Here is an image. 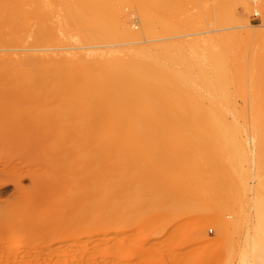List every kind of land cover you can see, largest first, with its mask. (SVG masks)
Masks as SVG:
<instances>
[{
    "label": "rangeland",
    "instance_id": "374dc122",
    "mask_svg": "<svg viewBox=\"0 0 264 264\" xmlns=\"http://www.w3.org/2000/svg\"><path fill=\"white\" fill-rule=\"evenodd\" d=\"M141 1L142 0H96L97 3L94 4L92 7H90V10L96 13L98 20L94 21L95 23L92 22V20H91V21H89L90 23L88 22V24H86L85 22H81L79 20L78 16H76V10H75L76 0H8L9 6L13 7L18 13L21 14L20 15V22L23 23L24 28L20 32H18V35H15V36L7 34V33L5 35L4 34L0 35V57H2L3 59L15 57L14 59H16L17 56L20 55L19 56L20 58L21 57L24 58V57L29 56V57H33L36 60L38 59L40 61H43V59H45V60L48 59L47 57H43V56H46V54L49 56H51V54H52L54 56L55 54H58V53L61 54V52L63 54L65 52V53L82 55L86 51H99V50L100 51H106V50H110V49L111 50L112 49L113 50H116V49L122 50V48L127 49L129 47L130 48H140V47L145 48L146 47V51L149 50L148 52H150V53H148L149 57H150V54H153V55H151V57L153 59L159 60L160 58H163L164 61L162 59H160L159 61H161L162 64L166 68H168L170 70L174 69V70L178 71V70H182L181 69L182 66L179 63H177L176 61H174V57H176V58H178V57L187 58L188 57L187 58L188 60H190V57H192V58L195 57L194 59L191 58L193 61L195 59H200L199 57H201V59H203L206 57V55L210 56V54H207L208 52L209 53L211 51L215 52L217 49L220 48L219 50L221 51V54L223 53V55H224V56L221 55V59H224L223 61H225V62H222L220 60L219 61L224 63V64L227 63L225 65H227L226 69L228 70L226 72L227 75L224 76L223 74L225 73L224 72L225 68H223L224 73H222V75H223V78L225 77L224 79L220 78L221 75H215V73L213 72V70H211V68H207L208 65L206 66L205 62L203 63V61L206 58L203 60H199V61L201 62L202 65H205V67H206L204 69L205 72H203V73H205V77L210 76L208 79H211V80L203 78V74L200 73V75H199L197 70L194 69V71L197 72L196 77H197V81H199L198 84L201 85L200 89H202V87H203V90L205 91V92L204 91L202 92L200 90L201 93L203 94L202 96H204V99H203L204 105L209 106V105L215 103V101H216V103H218V105L220 104L223 107H227V104H228L229 106H231V108H235V110H237V112H236L237 113L236 118L238 117L237 119L233 118L235 116V114H233V112L232 113L230 112L231 114L228 115V117L224 119L225 122L223 121V118H222V121L220 120L222 123L219 121V119L218 120L212 119L213 121L209 120L210 122H207V120H205V123H204V120L203 121L185 120V121H183L184 123L181 120H180V122L178 120V122L173 121L172 123H166L171 128L167 127V125L165 123L164 124L163 123L162 124H155V125H153V124L145 125L144 124V127L148 126L146 128H148L149 130H150V127L156 126V129L150 130V133H151V131L154 130V132L156 131L155 132L156 134H158V135L161 134V135H159L160 138L158 137V135H156V137L158 139H156V138L153 139L155 137L154 132H153L154 137L152 136V138H151L150 133H148L149 132L148 129H144V131H148L146 133L143 130H142L143 132L142 131L141 132L135 131L136 132L135 134L138 135V136H135L136 138L139 137V134H141V135L144 134L143 136H145L147 134L146 135L147 137L145 136L147 140L145 138H142L141 135H140V139L142 138L143 140L142 139L140 140L139 138L138 139L133 138L134 133H131V135L129 134L127 136H122V135H120L119 137L117 136V139L122 138V140L121 139L117 140V143L119 141L118 146H121L122 144L125 143L127 145V147L124 146V147H126L125 148L126 150L123 152L122 149H124V148H121L123 146H121L120 149H118V146H117L116 151L114 152L115 155H112L113 153L111 155L113 157L115 156L116 157L115 159H117V160H118V157H120L121 159L120 158L119 159L121 160V162H122V160L124 162L126 160V163H128V164H130L129 162H127L129 159H130V162H133L131 160V157H132V159L133 158L135 159L137 157L135 159L136 161H134V163L135 164L139 163L140 165H142L143 169L140 168L141 166L139 164L137 165L138 166V168H137V166L134 165L133 163H131V165L129 166L128 164H125L124 162H122L123 164L128 166V168L127 167L124 168L125 165H121L120 160H118L119 161L118 165L119 166L121 165L123 167V169H122V167H119L118 165H116V168H115V164L118 163V161L117 162L113 161L114 163L116 162L115 164L111 163L114 158L110 155L111 156L110 158H113V159L111 161H109V163L113 164L114 168L117 169V171L120 170V172L119 171L117 172L114 168H112L113 167L112 165L109 166V163H107V165L109 166V167H107L108 172H107V170L105 171L106 167L103 170H104V175L106 172L109 173V175L104 176L102 174L103 172L101 173V175H103L104 180L106 179V177H109L110 179L109 180H107L108 178L106 179L107 181H109L108 183L105 182L106 180L104 181V185L107 183L104 187L109 188L110 181L112 182L113 179L115 180V178L111 179V177L114 176L113 173L116 175L114 177L119 178V179L116 178V180H115L116 186L114 184L115 181H113L114 189H116L117 187L119 188L122 185L124 186V183L126 185H128L130 183L128 181L129 180L131 181V179H132V183H133V181L135 183L136 180H133V178L137 175L136 173L137 172L139 173V171L141 170V172L143 171L142 173L144 176H142L141 174H140L141 176H139V174H138L137 176H139V177L137 178V176H136L134 178V179H137L135 185L141 183L142 187H144L143 185H145L144 189H146L147 187H152V189L147 188V190H146L147 193H149L148 191H150V190L153 193V191H154L153 188H156V192H155L156 194L155 193H153V194H155L156 196H159L158 195L159 192H160V194L161 193H167V191L170 192V189H169V188H171L170 186H172L175 183L171 188V190H173V188H174V190L172 191L173 194H171L172 196L169 194V192L167 194L171 198L173 197L174 194H176L175 195L176 197H173L171 199V198L167 197L168 196L167 194L165 196H163V194H161L160 195L161 197H166L167 200L171 199L173 201V203L169 204L171 201H169V203H168L166 198H164L166 201L164 199H161L162 201L164 200V204L161 203L162 207H163V205L164 206L166 205L164 208H162V210L159 209L161 205L160 206L158 205L159 207L156 206L157 210L159 209L158 211L156 210L157 213H156V211L152 212V210H154V209H152L150 213L145 212L147 215H145V213H142L143 212L142 211L141 214H144V216L143 215L139 216L140 210H138V209H141L142 206L138 207V209H137V205H138L137 202H139V201L141 202L143 200H146V203H147V199L150 198L151 194L149 193L150 196L147 197V196H145L147 194L145 191H143L144 193L139 192L138 189L143 190V188L140 189L139 185L137 186L139 188H137V187L135 188V186H133L134 191L130 187L133 184L132 185L129 184V188L127 186H126V188H124L125 186L124 187L122 186L121 187L122 190L125 189L127 191L131 188V190H129V192L133 191V192L129 193V192H125V191L120 190V191H122V193L125 192L126 195L123 193L124 197H126L128 195L127 193L131 194L130 196L132 197V199L128 198L129 196L126 197L127 199L126 198L125 199L128 201L131 200L132 202H130V203H132V204H130V206H128L129 202L124 201L125 207L128 206L130 211L133 210L132 211L133 214H135V210L137 209L138 213H136V214H138V215H136V214L135 215L139 216V217L135 216L136 218L133 215H131L132 213L129 212V210H128L129 213L127 212L128 207L124 208V205H123V208L121 207V209L118 207L119 205L117 206L121 210V212L116 210L117 216L114 213L115 212L114 210H113L114 212H112V210H110L112 212L110 215H109V211L106 210L109 207H110V209L113 208L114 207L113 205H115L116 203L117 204H120V203L124 204L123 200H125V199L123 198V196L120 194L121 192L119 191V189H121V188H119L118 190L116 189L115 191L120 192L117 194L120 195L122 197V199H121V197L115 199L117 202H115L113 204L111 201H114V200H110L111 203L110 202L109 203L112 204V206L110 204H109L110 206L106 205L105 210H104V206H105L104 201L106 199L104 197L103 198V199H105V200H103L104 203L102 206H100V209L104 213V215L105 214L107 215V213L105 211L108 212V215L110 217L112 214H113V216L115 214V216L114 217L112 216V217L114 219H116L118 217L117 219H120V220H118V222H120V221L122 222L126 216V219L122 223L120 222V224H117L118 226L113 225V227H112V225H111V227L113 228L112 232L114 230V232L116 234L114 235V233L110 232L111 235H107L108 237L110 236L109 237L110 239L111 238L113 240L115 239L114 241H116V240L120 241L119 239L121 238V240L123 241V243H121V244H125V245L120 244L121 246L118 245L119 247H117L115 244H117L118 242H115L113 244L112 239H111V241H107V243L110 246L113 244L117 247V249H116V248H114L115 246H113V248L115 250L114 252H116V251L117 252L114 253L113 257L107 258V260H109V262H107L105 264H117V263L123 264L124 262H126L127 264H128V262H129V264H131V263L132 264H145V262H147L146 264H148L149 259L154 257V255L156 256V257H154L155 260L158 259L161 262L164 259V261L161 262V264L162 263L163 264H173L176 261L175 258H177V256L179 257V255L182 257V258H179V260L182 262L180 263V261H178V262L176 261L177 262L176 264H182L186 259H187V261H185L186 264L188 263L189 260L191 261V262L189 261L190 264H195V263L196 264H260V263L264 264V38H260L259 40H257V42L255 41L256 43H253L254 41L248 42L247 40L244 39L243 36H242V38L240 37V39L234 36L238 31H240V29L238 27L243 26L244 24H248V25L254 26V27H261L262 25H264V0H163L162 4L160 6L154 5L153 1H151V0H144L143 2H141ZM254 12H258L259 18L256 19V18L252 17ZM126 26L132 27L133 31L137 32L136 37L124 38L121 35L122 31L124 30V27H126ZM241 31H242V29H241ZM229 34H230V36H229ZM220 38H222V39H220ZM230 38H232V39L235 38L232 43H230L231 42ZM185 41L186 42L188 41V42L186 43ZM182 42L183 43L185 42V43L183 44ZM220 42H221V44H220ZM187 44L188 45L190 44L192 47L190 45L188 46ZM158 47H160V48H158ZM157 49H158V52H156ZM161 49H162V51H161ZM29 50H33V52L29 53ZM159 50L162 54L159 53ZM219 50H217V51L220 52ZM195 51H196V53L194 54ZM218 52H217V54H218ZM217 54L214 56H217ZM156 55H157L158 59H157ZM196 56H198V57H196ZM176 58H175V60H176ZM57 59L60 60V59H62V57H60V58L58 57ZM196 61L197 60H195V62ZM194 71H193V73H194ZM206 73L209 76H207ZM213 73H214L215 77L220 78L219 81H217L216 78H214ZM200 77L204 79V80L202 79L204 81L203 84H202V81H200L201 80ZM207 80H208V82L210 81L212 84L209 82L208 83L209 85L205 88V85H207ZM212 90H214L213 92H215V93H213ZM208 92L209 93L212 92V94L210 95ZM209 96H210V98H209ZM211 97L213 98V101H212ZM208 100H210V101H208ZM39 105H40V103L38 104V102L33 103L32 105L31 104H23L20 106V108L18 110L20 113H26V110L39 108ZM51 110H53V109H51ZM215 120L217 121V123L215 122ZM166 121L169 122L170 120H166ZM189 121L192 122L190 125L191 129H186V128H189V124H190ZM236 121H238V122H236ZM185 122H186V124H185ZM197 122H199V123L202 122L200 124L201 126ZM213 122L216 124L214 125ZM55 123L56 122H53L52 128L50 129L51 131H50V130L43 129V128L39 127L38 125H30L27 122L18 123L16 119H12V118L9 119L8 115L7 114L5 115L4 119H2V122H0V180H13L16 176H20V174H22V175H26V178L23 180L22 184L24 187H28L30 185V179H29L30 176L35 177V178H42V179L50 178L51 179V176H53L57 172V170H60L59 164H53V161L51 160V157H50L53 155V152H54L53 150L58 149V148H54V146H56V145L52 144V141H53L52 138H54L55 131H56ZM175 123H177L178 125ZM194 123L197 125V127L196 126L193 127L195 125ZM210 123H213L212 127H214L213 129H215V130L218 129L217 125L220 126L219 128L223 127L222 128L223 132H220V133L216 132V134H215L214 130L212 131L207 126L208 124L210 125ZM224 123L226 125H228V127L224 126L223 125ZM174 124H175V126H174ZM192 124H194V125H192ZM205 124L207 127L205 126ZM141 125L142 124H139L138 126H141ZM157 125L160 127L166 125L165 127L167 129L169 128V130L166 129L165 131H163L164 130L163 129L162 130L163 134H162L161 128L158 129ZM181 125H183V126L181 127ZM229 126H231L230 127L231 130L229 129ZM200 127L206 128V132H205L206 135H205V133H202L204 131L201 130L202 131L201 133H202L204 139L203 138L200 139V137H202V135L200 134ZM212 127L210 125V128H212ZM197 128L199 129V131L195 133L194 130H198ZM181 129H183V130H181ZM157 130L158 131L160 130L161 133L157 132ZM173 130H176V131H174V133L176 132V134L173 133ZM184 130H187L186 132H184L185 136H184V134H182ZM188 130L190 132H188ZM203 130H205V129H203ZM209 130H211V131H209ZM179 131H182V133ZM208 131L213 132V134L216 135L215 136L211 133L215 137V139L214 138L210 139L212 137V135L210 137V133H208ZM216 131H221V129L216 130ZM187 132H188V134H186ZM191 132L195 136L192 135ZM166 133H167V135H165ZM172 133H173V135H172ZM177 133H179V136H177L178 135ZM229 133L231 136L229 135ZM169 134L172 136H170ZM220 134H222V135H220ZM151 135H152V133H151ZM207 135H209V136H207ZM131 136H133V137H131ZM148 136L150 137V139ZM182 136H183V139H180V138H182ZM204 136L208 137L209 139L204 137ZM191 137H193L194 141ZM167 139H170V140H167ZM138 140H140V143L137 142ZM150 140H151V142H149ZM156 140H158V141L160 140V143H162V142L163 143L160 144L158 141L156 142ZM180 140L182 142L184 140H186V141H184V143L182 145V142H180ZM211 140H215L216 143H215V141H211ZM218 140H220V141H218ZM134 141H136V143H134V144L131 143ZM146 141H148L149 143ZM167 141H170V142H167ZM207 141H209V142L207 143ZM239 141H240V143H239ZM154 142L157 146L154 144ZM120 143H121V145H120ZM137 143L139 144V146L141 144L142 149L138 146ZM172 143H174V144H172ZM178 143L181 144L182 146L181 145L179 146ZM200 143L201 144L203 143V144L201 145ZM132 144L134 145V148H133V146L131 147ZM150 144H152V145H150ZM153 144L159 150H157L156 147L153 146ZM159 144L163 149L165 148L164 150H166V151L161 150L162 148H159L160 147ZM163 144L165 145L164 147H163ZM206 144H208L207 145L208 147L206 146ZM212 144H214V145H212ZM216 144H217V146H216ZM222 144H223V146H222ZM240 144H242L244 147L243 146L241 147ZM145 145H146V147L149 146L151 148V149L149 148V151H151L154 147L155 149H153V150H155V151L161 150L164 152L160 151L161 154H159V152H158V154L161 155V156H158V154L156 153L157 151L156 152L152 151L153 154L155 153L159 157V158H157V156L156 157L154 156L155 154L154 155L150 154L152 152H149L147 150L148 147L147 148L144 147ZM168 145H170V147H168ZM210 145H212V147ZM171 146H172V148H171ZM178 146H179V148H178ZM186 146H187V148H186ZM190 146L192 147L191 149L189 148ZM202 146H203V149L201 151ZM227 146H228V148H227ZM56 147H59V146H56ZM136 147H137L138 151L136 150ZM174 147H175V149H174ZM176 147L178 149H176ZM209 147L213 148V150L212 149L210 150ZM237 147L238 148L240 147V148L238 149ZM181 148H183L185 150V152H183L184 150ZM205 148H206V152H205ZM214 148H216V149L218 148L217 153H216V149H214ZM130 149H133L134 151L133 150L131 151ZM173 149H174V151H173ZM179 149L182 150L181 154L179 153L181 151ZM233 149H234V151H233ZM119 150L121 151V153ZM140 150H144L145 152L142 151V153L139 154L141 156L135 154V153H140L139 152ZM168 150H171V151H168ZM176 151H178V153ZM200 151L202 153H200ZM207 151H208V153L209 152H211V153L208 154ZM130 152H134V153L129 154ZM147 152H148V154H147ZM226 152H228V153H226ZM229 152L231 153V155H228V154H230ZM80 153H82V152H80ZM90 153L95 154L97 152H94V151L91 152L90 151L89 155H90ZM124 153L125 154L127 153L125 155L126 158L124 157ZM144 153L146 154L145 157L142 156ZM192 153H194V154H192ZM218 153H220V154L223 153V154L220 155ZM116 154H118V155H116ZM162 154H163L164 158H163ZM165 154L166 155L169 154V159L172 157V159H170L171 160L170 161L168 159V155L166 156L167 157L166 160H168L170 162L169 163L168 161H166L167 164L169 163L168 165L165 163H164L165 165L162 164L163 163L162 160L165 159ZM173 154H174V157L171 156ZM202 154H204L203 157H202ZM216 154L218 156H216ZM226 154H227V156H226ZM244 154H247V156ZM78 155H77V158H80V156L78 157ZM175 155H177V156H175ZM208 155H210L211 157H208ZM127 156H129V159H127L128 158ZM138 156L140 158L141 157L143 158V160H141L142 162L138 160V158H139ZM199 156H201L203 159ZM220 156L223 159H220L219 158ZM87 157L89 158V156H87ZM207 157H208V159L210 158L211 160L210 159L207 160ZM216 157H218L219 159H217ZM225 157H226V160H225ZM237 157H238V161H237ZM160 158L162 159L160 162H162L161 164L163 165V167L161 166V168H159L161 165L160 162H158V161L156 162V159L160 160ZM179 158H181L180 159L181 161L179 160ZM198 158H201L203 161L202 160L200 161V159H198ZM148 159H150V160L148 161ZM153 159L155 160L154 161L155 164L156 163H158V164L155 165L154 162L152 161ZM173 159H175V161ZM176 159L179 160L180 163ZM182 159H183V161H182ZM193 159H195V160H193ZM196 159L199 162L196 161ZM79 160L80 159H78L77 161H79ZM145 160L148 161V163ZM205 160H206V162H205ZM220 160L224 163L220 162ZM208 161H209V163H208ZM213 161H215V162L213 163ZM241 161H242V163H240ZM145 162L148 165L150 163L149 168L145 167ZM192 162H194V163H192ZM201 162H202V164H200ZM211 162H212V164H211ZM232 162L233 163L235 162L234 165L232 164ZM230 163H231V165H230ZM77 164H78V162H77ZM172 164H173V166H172ZM203 164H205V166H207V164H208L209 168L207 166L206 168H208V169H206ZM224 164H225V166H224ZM227 164H228V166H226ZM62 165H61V168H62ZM66 165H68L66 169L70 168L69 171L72 170V168L74 167L72 163L70 165L69 164H66ZM132 165H134V166H132ZM169 165L172 168H174V166H177L178 169L176 167H175L176 169L175 168L170 169ZM194 165H197L199 167H197V166L195 167ZM219 165H221L223 168L220 167ZM135 166L137 169H140V170H137L135 168ZM151 166H153L152 169H153L154 173L151 171ZM156 166H158L159 170L156 168ZM164 167H165V169H168L169 172H167V170L164 171L163 170ZM189 167L192 168L191 169L192 171H195L199 168L198 171H196L197 174L201 173L198 175L199 177L201 175H204L205 173H207V174H205V176L200 177V179H202L201 181L198 178V176L195 175L196 172H193L194 174L188 173V178H187V176H186L187 172L188 171L192 172L191 170H189ZM224 167H225V169H224ZM131 168H134V169H132L133 173H131L129 171ZM210 168H212V169H210ZM124 169L126 171L128 170V172L130 173V175H128L129 178H128V176L126 178V176H124V175H123L124 178H122L121 173L126 172V171H123ZM160 169L163 170V172L167 175V180H166V175ZM193 169H195V170H193ZM121 170H122V172H121ZM135 170H137V171L134 172ZM170 170L171 171L174 170V171L171 172ZM219 170H220V172H219ZM150 171H151V173L154 174V176L152 174L153 177L150 175V177H152V178L146 179L145 176H146V174L149 176L148 173H150ZM159 171L161 172V174ZM182 171H184V172H182ZM228 171H229V173H227ZM146 172H148V173H146ZM157 172H159L160 175ZM174 172H176V173H174ZM111 173H112V175L110 177ZM162 173L165 176H163ZM171 173H174L175 175H173V174L171 175ZM210 173H216L215 175H217V176H215L214 174L212 176V174H210ZM220 173H221V175H223L222 179H220L221 178ZM126 174H127V172H126ZM131 174H133V175L131 176ZM156 174L161 176L160 179L158 178L159 176H157ZM180 175H182V177H180ZM183 176H185V177H183ZM211 176L213 179L211 178ZM214 176H215V180H214ZM130 177H133V178H130ZM155 177H157L156 178L157 180L159 179L158 184H160V186L162 184L160 182L161 178L162 179L164 178L166 183L169 182L166 185L165 181L162 180V182L165 183V185L163 183L162 186L164 185L165 188L167 187L168 188L167 191H165L166 189L164 190L163 187H159L156 185ZM176 177H178V178H176ZM216 177H217V179H220V181H218L216 179ZM141 178L143 181L139 182V181H141ZM204 178L206 180L207 179H209V180L211 179V180L206 181ZM125 179H126V181L128 180L127 181L128 184H127V182H124L122 184L123 180L125 181ZM138 179H140V180H138ZM172 179H174V180H172ZM197 179H199L200 182H202L204 180V182H202V183H204V185L206 184L204 186L205 188H206V186L208 187L209 184H212V186L214 184H216L217 189L215 187H213V189L215 188L216 190L214 189V191L219 192L220 195L218 196V194H217L216 198L213 197V199L210 198V200H208V197L204 194L206 201L203 199V197H202L203 195L199 197V195H201V194H199L200 192L197 191V189H198L197 187H200L203 184L202 183L200 184V182ZM179 180H180V182H179ZM193 180L196 184H198V182H199L200 185L196 186L195 183L193 182ZM146 181L147 182L150 181V185L152 184V186H149V184H147ZM151 181H154V182L152 183ZM215 181H218L219 183H216ZM171 182L172 183L174 182V183L172 184ZM206 182H208V183H206ZM170 183H171V185H170ZM176 183H178V184H176ZM182 183L183 184L186 183V185H183ZM113 185H110V186L113 187ZM179 185L183 189V191L181 190V188L176 187ZM188 185L191 187V189L188 187ZM153 186H155V187H153ZM194 186H195V190H194ZM209 186H211V185H209ZM112 187L108 189L109 192H107L104 189L105 194L110 193V191H111L110 189H112ZM186 187H188V188H186ZM208 188L210 189L211 187H208ZM114 189H112V190H114ZM135 189L138 192H135ZM157 189H158V192H157ZM176 189H178V190H176ZM12 191H13L12 186H9L8 193L6 194V196H4L1 199H5V200L8 199L10 194L12 193ZM174 191H176L177 193H174ZM187 191H188V193L190 192L189 193L190 195L187 193ZM205 191H203V192H205ZM214 191H211V192H214ZM70 192H68L67 196L63 195L62 198H64V199L62 201H64V200L66 201V199H67L66 197H68L69 194H71V193L72 194L69 197L75 196L73 191L71 193ZM172 192H170V193H172ZM115 193L116 192H114V194ZM133 193H136L135 197L137 196L136 197L137 200L136 199L134 200L135 197H134ZM196 193L199 195H196ZM63 194H65V193H63ZM142 194L143 195L145 194L144 196H145V198L146 197L147 198L144 199V196ZM177 194L179 195V197H177L178 196ZM184 194H186V195H184ZM206 194H207V192H206ZM214 194H216V193H214ZM103 195H104V193H103ZM142 196H143V198H141ZM108 197H109V194H108ZM108 197H106V198H108ZM159 197H157V198H159ZM110 198H112V197H110ZM157 198L153 195L149 201H156ZM176 198H178V199H176ZM161 200H160V202H162ZM24 201L25 200H18V202L16 201L14 204H8L7 208L9 211H15V210L20 211L21 208H23L22 203ZM118 201H120V202H118ZM107 202H108V200H107ZM140 202H139V204H140ZM157 202H158V200H157ZM144 203L145 202L143 201V205L146 204V203L145 204ZM106 204H108V203H106ZM133 204H135V205H133ZM168 204L171 207L167 206ZM132 205L135 206L136 209H133ZM140 205H142V202ZM167 207L170 209H168ZM181 207H182V210L179 211V209H181ZM94 209L92 212L93 214L96 212L100 213L99 208H98V210L97 209L94 210ZM172 211L176 212V213H173ZM125 212H126V214H125ZM183 212H185V213H183ZM169 213H171V214H169ZM180 213H183V214L179 215ZM57 215L58 214L55 213L50 207H48V206L45 207V205L41 206V207L34 208L30 212V214H28V216L32 217V218L51 216V217H55V219H58L59 215L58 216ZM108 215H107V217L109 218ZM130 215H131V217H130ZM159 215H161L160 216L161 219L164 218L163 221L165 220L166 223L168 220L167 225L161 219L157 220L156 221L157 223L154 221L155 218L156 219L159 218ZM164 215H165V217H164ZM166 215L168 218L167 220L165 219ZM91 216H92V214H91ZM128 217H129V219L134 217L133 220H136V221H133L132 219H130L132 221V223L134 222L133 224L129 220L130 225L132 224L130 226V228H129V226H126L127 224H129L127 222ZM60 218L62 219L63 216H60ZM122 218H123V220H122ZM145 218H147L150 222L153 220L151 222V224L148 221V223L150 224V225H148V228H147V224H145L146 223L145 220H147ZM142 220H144V221H142ZM138 221H141V222L138 223ZM161 221L165 224V225L163 223L161 224L163 227V230H162V228L160 229ZM118 222L116 221V223H118ZM124 222L127 223V224L125 223L126 225L124 224L125 226L122 225ZM116 223H114V224H116ZM153 223L157 224L158 228L160 229L159 230L160 232H156L157 234L155 233V230L153 231L154 233L151 234V232L153 230L151 228H153V226L155 225V224L153 225ZM136 224L138 225V227ZM144 224H145V226H144ZM176 224L178 225L177 228L180 227L179 228V230H180L179 234L180 235L177 232L178 229L175 227ZM179 224H180V226H179ZM83 226H84V224H83ZM86 226H88V225H86ZM143 226L145 227V231H146V232H144V234L147 233V235L146 234L142 235V237L144 236V238H145V236H147V237L150 236V238L148 239V242L145 239L143 240L142 238H139L140 240L144 241V242L142 241V243H144V244L141 245L142 243L137 244V242L139 240L136 241L138 239L136 237L138 234H139V236H141L140 233H142L141 230H143L141 227H143ZM150 226H151V228L149 229ZM78 227L79 228H77L76 230H75V228H74V230H72V227H71V229L70 228L64 229L60 232L61 234L59 236H57L55 238H51V237L47 236L46 234H44L46 232H43L40 234L39 233H28L24 230V229H26V227L20 226L19 228H16L14 231H9V230L3 231L2 232V234H3L2 238L4 239L5 246H7L8 251H15V250L19 249L20 252L23 253L21 255L24 256V254L26 253L29 256L31 255L33 257H35V255L37 253L42 252V256L35 261L36 263L34 261H33V263H32V261L30 262L32 264H61V261H62V264H95V263L102 264V262H95L94 263L93 261L91 262L90 260H87L88 262L83 261L82 259L87 257V256L84 257V255H86L88 252L86 253V251H82V250L86 249L88 251V250L93 249V250L89 251L91 253L97 249L96 251L99 252L98 246H100V248H101L100 252H103L104 250H102V248H103L104 244L107 246H108V244H106L105 242L101 243L100 240H102V239L100 238V235H98V236L95 235L96 233H94V236H90L92 234H90L89 237L83 236V234H82L83 231L84 232L86 231L85 226L83 228L81 226H78ZM134 228H136V230H135L136 233L133 230ZM146 228H147V230H146ZM154 228L156 229L155 226H154ZM138 230H139V232H138ZM210 231L212 233H209ZM175 232H177V233L175 234ZM171 233L172 234L174 233V236H175L174 238H176V239L178 238V237H176L178 235L180 237L183 236L181 238H178L179 241L182 242V244H179V247L177 246L178 249L175 248L176 245H174V244H178L180 242L177 241L176 239H172V241L174 243L172 242V246H170V247H171V250H173V253H172V251L171 252L169 251L170 248H169V250L165 249V246L167 245V243H168L167 249L169 247V244L171 243V241L169 242V240H170L169 235H172ZM122 234H125V235H122ZM72 235L77 236V237L79 235V239H77V238L72 239L71 238ZM153 235H155V236H153ZM156 235H157V237H156ZM185 235H189L190 237L189 236L188 237L190 239H188V240H191L188 243H186L187 242L186 241L185 242L186 244L183 243L186 240L184 238L185 237L187 238V236H185ZM74 236H73V238H75ZM107 236H106V239L108 238ZM126 236H127V238H126ZM9 237H12L13 240H8ZM129 237H130V239H129ZM117 238H119V239H117ZM192 238H193V240H192ZM133 239H134V241H132V242H136V243L132 244V243H130L131 242L130 240H133ZM182 239H184V241H181ZM89 240H92V241H89ZM165 240H166V243L165 242L164 243L166 245L163 244V242H162ZM159 241H161L160 245H158ZM99 242H100V244H97ZM129 243H130V245H129ZM152 243H154V244H152ZM84 244L85 245L87 244V245L85 246ZM126 244L129 245L130 248ZM134 244L137 247H135ZM94 245H96L95 246L96 248L94 247ZM151 245L154 248L150 247ZM155 245L158 246V248L163 249V250L158 249V251H159L158 254L156 251L157 249H155V248H157ZM161 245L164 247H162ZM181 245H183V246H181ZM107 246H104V248H107ZM110 246H108V247H110ZM122 246H123V248H122L123 251H122V249H119ZM124 246H127L128 248H126ZM159 246H161V247H159ZM87 247H89L90 249H88ZM142 247H143V251L140 250L141 252L137 253L138 249H140V248L142 249ZM183 247H184V249H183ZM67 249L69 250V252L67 251L68 253L65 252ZM131 249L135 250V251H133V254H131L132 253ZM144 249H146V251ZM153 249H155V250H153ZM63 250H65V251H63ZM70 250H72V251H70ZM108 250H110V248ZM119 250H121V251H119ZM124 250H125V252H124ZM147 250L148 251L150 250V252H151L150 254H152L151 255L152 257L148 255V258L150 257L149 259L146 258L147 257L146 252H148ZM151 250L153 252L156 251V253H153ZM164 250H166V251H164ZM181 250H183L184 252ZM188 250H190V251H188ZM75 251H77V252H75ZM162 251H164L163 254H162ZM167 251H169L170 255H172V256L175 255V253L177 251V253H176L177 256L175 258L173 257L174 260L170 259L171 260L170 261V260L166 259L165 256L169 255V253ZM62 252L67 253V255L70 253V255H68V256H70L71 259H69L70 257H68L66 255L64 256V253L62 254ZM83 252H84V254H82ZM100 252L96 255L100 256V254H102ZM165 252H167V253H165ZM122 253L124 254L125 257L128 254H129V256H127L125 258ZM185 253H187L188 256H186L187 254H185ZM192 253L195 255L197 260L195 257H193ZM130 254L134 255V256L132 257ZM143 254H145L146 257ZM184 254H185L184 258L187 257L186 259L183 258ZM191 255H192V257H190ZM114 256H116V258H119V256L121 258L123 256V258H121L120 260H117V259H113V258H115ZM51 257H53V258H51ZM65 257L68 260H66ZM140 257L146 259V260H144L145 261L144 263H143V260H139ZM189 257L191 259H189ZM128 258H130V260ZM168 258H170V257H168ZM26 259L27 258H25V260ZM64 259L66 260V262ZM79 259L82 261H80ZM131 259H133V260L131 261ZM72 260H74V261H72ZM97 260L99 261V259H97ZM127 260H129V261H127ZM138 260L141 262L139 263ZM152 260L153 259H151V261ZM155 260H153L152 262H155ZM110 261H113L114 263H112ZM151 261H149V263L154 264ZM160 262H158V263L155 262V263L159 264ZM19 263L25 264L24 262L23 263L19 262ZM185 263H183V264H185Z\"/></svg>",
    "mask_w": 264,
    "mask_h": 264
},
{
    "label": "bare ground",
    "instance_id": "6f19581e",
    "mask_svg": "<svg viewBox=\"0 0 264 264\" xmlns=\"http://www.w3.org/2000/svg\"><path fill=\"white\" fill-rule=\"evenodd\" d=\"M143 1L144 0H142L141 2H143ZM151 1H153V4L154 5L160 6L162 4V1L163 0H151ZM96 3H97L96 0H76V7H75L76 16H78V18H79V20L81 22H85L86 24H88V22L91 21V20H92V22L98 20L96 13L90 10V7H92ZM20 15L21 14L18 13L13 7H10L9 6L8 0H0V35H2V34L5 35L6 33L7 34H10V35H14V36L15 35H18V32H20L24 28L23 23L20 22ZM238 28L240 29V31H238L236 34L234 33L235 34L234 36L237 37V38H239V39H240V37L242 38V36H243L244 39L247 40L248 42L249 41H251V42L254 41L253 43H256L257 40H259L260 38H264V25H262L261 27H254V26H250L248 24H244L243 26H239ZM241 29H242V31H241ZM121 35L124 38H133V37H136L137 32H134L132 27L126 26V27H124V30L122 31ZM229 36H230V34H229ZM232 38H230L231 39V42L230 43H232L233 40L235 39V38L234 39H232ZM220 39H222V38H220ZM220 44H221V42H220ZM158 48H160V47H158ZM219 49H217V50H219ZM217 50L215 52H213V51H211L210 53L208 52L207 54H210V56L209 55H206V57H205L206 59L203 58V59H205L203 61V63L205 62L206 66L208 65L207 68H211V70H213V72L215 73V75H221L220 78L224 79L225 77L223 78V75L226 76L227 75L226 72L228 71L226 69L227 68V65H225L227 63H225V64L222 63V62H225V61H223L224 59H221V55L222 56H224V55H223V53L221 54V51L220 50H219L220 52H218ZM148 51H146V47L145 48H143V47H140V48H130L129 47L127 49L122 48V50H119V49H116V50H113L112 49L111 50L110 49V50H106V51H100V50L99 51H86L82 55L65 53V52H64L65 54L64 53L62 54V52H61L62 55L59 54V53L58 54H55L54 56L52 54H51V56H49V55L46 54V56H43V57H47L48 59H46V60L43 59V61H40L38 59L36 60L33 57H29V56L28 57H24V58H22V57L20 58L19 57L20 55L17 56L16 59H14L15 57L14 58L13 57L6 58V59H3L2 57H0V122H2V119H4V117H5L6 114L8 115L9 119H11V118L12 119H16L18 123H25V122H27L30 125H38L39 127L43 128V129H46V130H50L52 128L53 122H56L55 123L56 131H55L54 138H52L53 139L52 144L53 145H56V146H59V147L54 146V148H58V149L53 150L54 151L53 152V155L50 156V157H51V160L53 161V164H59V167H60L59 168L60 170H57V172L53 176H51V179L50 178H44V179H42V178H35V177H31L30 176L29 177V179H30V185L28 187H24L23 184H22L23 183V180L26 178V175L20 174V176H16L13 180H0V264H16V263L17 264H20L19 262H22V263L24 262L25 264H32L33 261L35 262L37 259H39L42 256V252L37 253L35 255V257H33L31 255L29 256L26 253L24 254V256L21 255L23 253L20 252L19 249L15 250V251H8L7 250V246H5L4 239L2 238L3 237L2 232L5 231V230L14 231L16 228H19L20 226L26 227V229H24V230L26 232H28V233H39L40 234V233L46 232L44 234H46L47 236H49L51 238H55V237L59 236L61 234L60 232L62 230H64V229H67V228L68 229L69 228L71 229V227H72V230H74V228L76 230L77 228H79L78 226H81L82 227L83 224H84L86 231L85 232L83 231V233H82L83 236L89 237L90 234H92L90 236H94V233H96L95 235H97V236L100 235V238L102 239V240H100L101 243L105 242L106 244H108L107 241H111L112 238L110 239L109 238L110 236L108 237L107 235H111V233H114V235H115L116 233L114 232V230L112 232V229H113L112 227H113V225L118 226L117 224H120V222H121V221L118 222V220H120V219H117L118 217L117 218L115 217L117 220L114 219L113 217L115 216V214L117 216L116 210L121 212L120 209H121V207L123 208V205H124V208H126V207L130 206V204H132V203H130V202H132L131 200L130 201L126 200L127 199L126 197L129 196L128 198L132 199V197L130 196L131 194H129V193H131V192L134 191L133 190V186H135V188H136L139 185L140 189L143 188V190H139L138 189L139 192L145 191L147 193V191H146L147 188L152 189V187H147V186H146L147 188L144 189L145 188V185H143L144 187H142L141 183L135 185L137 179H134V178L138 174H139V176H141V175L144 176L143 173H142L143 171L141 172L140 169H137L138 168L137 165L139 163L138 164H135L134 163V161H136L135 159L137 157L135 159L133 158L134 160L131 157V160L133 162H130L129 156H127L128 157L127 159H129L127 162H129L130 164L126 163V160H125V162L122 160V162H124L125 164H128L129 166L131 165V163H133L134 165L137 166V168H136V166H135V168L137 170H140L139 173L138 172L136 173L137 174L136 176L134 175L135 176L134 178L133 177H130V178H133V180H136L135 183H134V181L132 183V179H131V181L130 180L129 181L127 180L128 182H130L129 183L130 185L133 184L132 186H130L133 191L129 192V190H131V188L129 190H127V191L124 189V188H126V186L129 188V184L126 181V179H125V181L123 180V182H122V184L124 182H127V184H128V185H126L124 183V186L125 187L122 185L124 187L123 188L124 190H122V188H121L122 186L119 187L121 189H119L118 187L117 188L115 187V188L117 190L119 189V191L122 190V191H125V192H129V193H127L128 195L126 197H124L123 196V193L125 194V192L122 193V191H120L121 192L120 193L119 191L118 192L115 191L116 189H114L113 181H115L117 177H114V176H116L114 173H113L114 176L111 177V175H112V173H111L110 174L111 179L115 178V180L113 179L112 182L110 181L109 188L112 187L110 185H113L112 189H114V190L110 189L112 192L110 191V193H106L105 194V190L107 192H109L108 191L109 188L108 187L105 188L104 186L109 182L107 180H109L110 178L109 177H106V179L107 178L108 179L107 180L105 179L106 181L104 180V177H103L104 170L103 169L105 167L106 168L109 167L110 165L113 166V164H115L118 160L121 159L120 157H118V160H117V159H115L116 158L115 156L114 157L112 156V155H115L114 152L116 151V148H117L118 143H119V141L117 143V140L118 139H121L122 140V138H118L117 139V136L118 137L120 135L127 136L129 134L131 135V133H134L133 134L134 137L133 136H131V137L136 138L135 136H138V135L135 134L136 132H141L142 130L144 131V129H148V128H146L148 126L144 127V124L145 125H148V124L149 125H151V124L155 125V124H162V123L163 124L164 123L166 124V123H172L173 121L174 122H176V121L178 122V120H179V122H180V120L182 122L185 121V120H191V121L192 120H198V121L199 120L200 121H203L204 120V123H205V120H207V122H210L212 119H216V120L219 119V121L220 120L222 121V118H223V121L225 122L224 119L227 118L228 115H230L232 112H233V114H235V116L232 114L234 116V117L233 116L232 117L233 118H236V115H237L236 112H237V110H235V108H231V106H229L228 104H227V107H223L220 104L218 105V103H216V101H215L216 104L213 103V104H211L209 106H205L204 105V103H203L204 96H202L203 94L201 93V91L203 92L204 90H203V87H202V89H200L201 85L198 84L199 81H197V77H196L197 76L196 75L197 72L194 71V69L197 70L199 75H200V73H202L203 74V78L208 79L210 77L207 73H206V75L209 76V77H205V73H203V72H205L204 69L206 67H205V65H202L201 62L199 61V60H203V59H201V57H199L200 59H195V60H197L196 62H195V60H193L194 62L192 61V59H194L195 57L194 58L190 57V60L192 62L187 59L188 57L187 58H184V57L183 58L182 57L176 58V57H174V61H176L177 63H179L182 66V68H181L182 70H178L177 71V70H174V69L173 70L172 69L170 70V69L166 68L162 64V62L159 61L160 59L163 60V58H160L159 60L153 59L151 57V55H153V54H150V57H149V54L148 53H150V52H148ZM161 51H162V49H161ZM30 52H33V50H29V53ZM156 52H158V49L156 50ZM217 52H218V54H217ZM159 53L162 54L160 52V50H159ZM195 53H196V51L194 52V54ZM216 54H217V56H214ZM58 57L59 58L62 57V59L59 60V59H57ZM156 57H157V55H156ZM196 57H198V56H196ZM175 58H176V60H175ZM157 59H158V57H157ZM219 60L222 61V62H220ZM223 68H225V71H224ZM193 71H194V73H193ZM214 73H213L214 78H216V80L219 81L220 78L215 77ZM222 73H224V74L222 75ZM203 78H201V80H200V81H202V84L204 82L203 81L204 80ZM208 80H211V79H208ZM208 80H207V85H205V88L209 85L208 83L210 81L208 82ZM213 91L214 90H212V92ZM212 92L211 93L208 92V93L211 95ZM213 93H215V92H213ZM209 98H210V96H209ZM208 101H210V100H208ZM212 101H213V98H212ZM36 102H38V104L40 103L39 108H37V109L34 108V109L26 110V113H20L19 112L18 109L20 108L21 105H23V104H31L32 105L33 103H36ZM51 109H53V110H51ZM166 120H170V121L167 122ZM216 120H215V122L217 123ZM191 121H189L190 122L189 128H186V129H191L190 128V125L192 123ZM186 122H185V124H186ZM236 122H238V121H236ZM197 123H199V122H197ZM201 123L202 122H200L199 125ZM213 123H210L211 127H212V124ZM216 123H214V125ZM139 124H142L143 126L142 125H141L142 127L141 126H138ZM175 124H177V123H175ZM175 124H174V126H175ZM194 124H192V125H194ZM166 125H167V127H170L168 124H166ZM183 125H181V127ZM210 125L208 124L207 126L212 131L214 130L215 134H216V132H219V133L220 132H223V129H222L223 127L222 128H219L220 126L217 125L218 129H216V130L221 129V131H216L215 129H213L214 127L210 128ZM223 125L226 126V127H228V125H226L225 123ZM165 126H162V127L158 126L157 128L158 129L161 128V131L164 129L163 131H165L167 129ZM195 126L197 127L196 124L193 127H195ZM205 126H206V124H205ZM230 127L231 126H229V129H230ZM202 128L200 127V134L201 135H202V133H205L206 132V128H203L205 130H203ZM151 129H156V126L155 127L154 126L153 127H150V130ZM150 130H149V132L148 131H144V132L145 133L146 132L150 133ZM167 130H169V128ZM181 130H183V129H181ZM201 130L204 131V132H202ZM211 130H209V131H211ZM163 131H162V134H163ZM174 131H176V130H173V133H174ZM186 131L187 130H184L183 133H182V131H179V132H181L182 134H184V132H186ZM194 131L196 133V132L199 131V129L198 130H194ZM209 131H208V133H210V137H211V135L213 134V132H209ZM153 132H154V130L151 131L152 135L150 133L151 138L153 136ZM157 132H160V130L159 131L157 130ZM188 132H190V131L188 130ZM188 132L186 134H188ZM173 133H172V135H173ZM174 134H176V132ZM177 134H178L177 136H179V133H177ZM215 134H213V135H215ZM140 135L141 134H139V137H137L136 139H138V138L140 139ZM143 135L144 134L141 135L142 138H145L146 139V137H147L146 135L147 134L145 135L146 137L143 136ZM156 135H158V134L155 133L154 134L155 137L153 136L154 137L153 139H155V138L158 139L156 137ZM159 135H161V134H159ZM159 135H158V137L160 138ZM165 135H167V133ZM172 135H170V136H172ZM192 135H194V134L192 133ZM205 135H206V133H205ZM213 135H212V137L210 139H213V138L215 139V137ZM220 135H222V134H220ZM229 135H230V133H229ZM184 136H185V134H184ZM207 136H209V135H207ZM193 137H191V138L193 139ZM204 137H206V136H204ZM201 138H203V135H202V137H200V139ZM206 138H208V137H206ZM149 139H150V137H149ZM180 139H183V136ZM140 140H138L137 142L140 143ZM167 140H170V139H167ZM157 141L158 140H156V142ZM184 141H186V140H184ZM184 141L182 142L180 140V142H182V145H183ZM193 141H194V139H193ZM209 141H207V143ZM211 141H215V140H211ZM218 141H220V140H218ZM146 142H148V141H146ZM149 142H151V140ZM158 142L160 143V140ZM167 142H170V141H167ZM131 143L134 144V143H136V141L131 142ZM162 143H160V144H162ZM215 143H216V141H215ZM239 143H240V141H239ZM133 144L131 145V147L133 146V148H134V145ZM154 144H155V142H154ZM154 144H153V146L156 147L157 145L155 144L156 145L155 146ZM160 144H159V146H160ZM172 144H174V143H172ZM120 145H121V143H120ZM146 145L144 147H146ZM150 145H152V144H150ZM170 145H168V147H170ZM180 145L181 144H179V146ZM207 145L208 144H206V146ZM212 145H214V144H212ZM212 145H210V146L212 147ZM240 145H241V147L243 146L242 144H240ZM121 146H123V147H121ZM121 146H118V149H120V147L121 148H124V149H122L123 152H124L126 150L125 148L127 147V145L124 143ZM124 146H126V147H124ZM138 146H139V144H138ZM164 146L165 145L163 144V147ZM179 146H178V148H179ZM216 146H217V144H216ZM222 146H223V144H222ZM137 147H136V150H137ZM139 147L141 148V144H140ZM147 147H148L147 150L149 151V148L150 147L149 146H147ZM154 147H153V149H155ZM159 148H162V147L160 146ZM171 148H172V146H171ZM178 148L176 147V149H178ZM186 148H187V146H186ZM189 148L191 149L192 147L190 146ZM227 148H228V146H227ZM153 149L151 151H149V152H152V151L154 152L155 150H153ZM156 149L159 150L157 147H156ZM164 149L162 148L161 150H164ZM174 149H175V147H174ZM174 149H173V151H174ZM181 149H183V148H181ZM181 149H179V150H181ZM202 149H203V146L201 148V151H202ZM209 149L210 150L211 149L213 150V148H210V147H209ZM214 149H216V148H214ZM130 150L132 151L133 149H130ZM90 151L91 152L94 151V152H97V153H95V154H91L90 153V155H89V152ZM142 151H144V150H140L139 151L140 153H135V154L139 155V154L142 153ZM160 151H157L156 153L158 154V152H159V154H161V152H164L166 150L161 151V152ZM168 151H171V150H168ZM201 151H200V153H202ZM217 151H218V148L216 149V153H217ZM233 151H234V149H233ZM80 152H82V153H80ZM153 152L150 153V154L151 155H154L155 153L153 154ZM176 152L178 153V151H176ZM183 152H185V150ZM205 152H206V148H205ZM120 153H121V151H120ZM131 153H134V152H130L129 154H131ZM179 153L181 154L182 153V150ZM207 153H208V151H207ZM209 153H211V152H209ZM226 153H228V152H226ZM126 154L124 153V157H125ZM147 154H148V152H147ZM159 154H158V156H161ZM163 154H162V156H163ZM192 154H194V153H192ZM218 154H220V153H218ZM221 154H223V153H221ZM77 155H78V157L80 156V158H77ZM110 155L114 159L113 158H110L111 157ZM116 155H118V154H116ZM145 155L146 154L144 153L142 156L145 157ZM167 155H168V159H169V154H167ZM167 155L165 154V159H163V160L161 159L162 157L160 158V160L156 159V162L157 161L160 162L162 160L163 163L160 162V164L161 163L162 164H164V163L167 164V162H166V161H168V160H166V158H167L166 156ZM203 155L204 154H202V157H203ZM228 155H231V153L228 154ZM244 155L247 156V154H244ZM87 156H89V158ZM139 156H141V155H139ZM154 156L156 157L157 155L155 154ZM158 156H157V158H159ZM171 156L174 157V154L171 155ZM175 156H177V155H175ZM216 156H218V155L216 154ZM226 156H227V154H226ZM199 157H201V156H199ZM208 157H211V156L208 155ZM208 157H207V160L210 159V158L208 159ZM238 157H237V161H238ZM139 158H138L139 161L143 160L142 157L140 159ZM163 158H164V156H163ZM201 158H198V159H200V161H201L203 159V158L202 159ZM216 158L217 159H219V158L220 159H223V158H221V156L219 158L218 157H216ZM78 159H80V160L77 161ZM170 159H172V157ZM180 159L181 158H179V160ZM111 160H112L111 163H113V164H110L109 163V161H111ZM149 160L150 159H148V161ZM173 160L175 161V159H173ZM179 160H177V161L179 162ZM193 160H195V159H193ZM225 160H226V157H225ZM113 161H116V162L114 163ZM148 161H146V162L148 163ZM152 161L154 162L155 160L153 159ZM182 161H183V159H182ZM196 161H198V160L196 159ZM77 162H78V164H77ZM120 162H121V160H120ZM122 162H121V165H125ZM146 162H145V167L146 168H149L150 167V163L148 165ZM205 162H206V160H205ZM214 162L215 161H213V163ZM220 162H222V161L220 160ZM71 163L73 164V166H74L73 168L74 169L72 168V170L69 171L70 168L66 169L67 166H68L66 164H69L70 165ZM107 163H109V166L107 165ZM192 163H194V162H192ZM208 163H209V161H208ZM222 163H224V162H222ZM234 163L232 162L233 165H234ZM240 163H242V161ZM118 164H119V161H118V163L115 164V168H116V165H118ZM154 164H155V162H154ZM156 164H158V163H156ZM162 164L160 165L159 168H161V166L163 167ZM200 164H202V162ZM211 164H212V162H211ZM61 165H62V168H61ZM121 165L120 166L118 165V166L119 167H122ZM134 165H132V166H134ZM203 165L205 166V164H203ZM230 165H231V163H230ZM140 166H141L140 168L143 169L142 168V165H140ZM172 166H173V164H172ZM194 166L196 167L197 165H194ZM207 166H208V164H207ZM207 166H205V168ZM219 166L222 167L221 165H219ZM224 166H225V164H224ZM226 166H228V164ZM126 167L128 168L127 165H125L124 168H126ZM152 167L153 166H151V171L154 173ZM169 167H170V169L172 168L170 165H169ZM175 167L178 169L177 166H174V168ZM197 167H199V166H197ZM106 168H105V171L107 170V172H108V168L107 169ZM112 168H114V166ZM156 168L158 169V166H156ZM174 168H172V169H174ZM208 168H209V166H208ZM208 168H206V169H208ZM122 169H123V167H122ZM132 169H134V168H131L129 170L131 173H133V170ZM191 169L192 168L189 167V170H191ZM198 169L197 170L193 169L195 171H192L191 170L192 172H189L188 171L187 172V175H186L187 178H188V173L191 174L193 172L198 171ZM210 169H212V168H210ZM224 169H225V167H224ZM115 170L117 171V169H115ZM137 170H135L134 172H136ZM163 170L164 171L167 170V172H169L168 169H165V167H164ZM163 170H161V171L163 172ZM118 171L120 172V170H118ZM123 171H126V170L124 169ZM151 171H150V173L146 172V173L149 174V176L146 174V176H145L146 179L147 178L150 179V178H152L154 176V174L151 173ZM173 171H171V172H173ZM107 172L105 173L104 176L109 175V173H107ZM121 172H122V170H121ZM126 172H127V174H126ZM126 172L125 173L124 172L121 173L122 174V178H124V176H126V178H127V176L130 175V173L128 172V170ZM159 172H157V173L159 174ZM182 172H184V171H182ZM219 172H220V170H219ZM101 173L103 175H101ZM163 173H162V175L165 176L166 174L164 173L165 174L164 175ZM174 173H176V172H174ZM174 173H171V175L172 174L175 175ZM227 173H229V171ZM152 174H153V176H152ZM158 174H156V175L159 176L161 174V172H160L159 175ZM199 174H201V173H198L197 174V172H196L195 175L198 176ZM205 174H207V173H205ZM205 174L204 175H201V176H205ZM210 174H212V176H213V174L215 175L216 173H210ZM132 175L133 174H131V176ZM150 175L152 177H150ZM139 176H137V178ZM212 176H211V178H212ZM215 176H217V175H215ZM215 176H214V180H215ZM222 176L223 175H221V173H220V177H221L220 179H222ZM160 177L161 176H159L158 178L160 179ZM180 177H182V175H180ZM183 177H185V176H183ZM200 177L198 176L199 179H200ZM128 178H129V176H128ZM156 178L157 177H155V179ZM176 178H178V177H176ZM117 179H119V178H117ZM159 179L158 180L156 179V181H157V182L155 181L156 185L159 186V187H163V189L164 190L166 189L165 191H167L168 188L167 187L166 188L164 187L166 181L164 180V178L163 179L161 178L160 182L163 184L164 183V182H162V180H163V181H165V183H164L163 186H162V184L160 186V184H158ZM199 179H197V180L199 181ZM216 179H217V177H216ZM220 179H217V180L220 181ZM138 180H140V179H138ZM166 180H167V175H166ZM172 180H174V179H172ZM201 180L202 179H200V181ZM208 180L209 179H207L206 181H208ZM104 181L107 182L105 185H104ZM142 181L143 180L141 178V181H139V182H142ZM147 181H146V183L149 184V186H152V184L150 185V181L149 182H147ZM218 181H215V182L216 183H219ZM151 182L153 183L154 181H151ZM179 182H180V180H179ZM193 182H194V180H193ZM199 182H198V184H196L195 182L194 183H195L196 186H198L202 182H204V180L202 182H200V184H199ZM115 183H116V181L114 182V184ZM167 183H169V182H167ZM167 183H166V185H167ZM171 183H170V185H171ZM206 183H208V182H206ZM176 184H178V183H176ZM202 184L203 185H201L200 187H197L198 188L197 191L200 192L199 194H201V195H199L197 193H196V195H199V197L203 195L202 197H203V199L205 201H206L205 195L208 197V200H210V198L213 199V197L216 198L217 197L216 196L217 194H218V196L220 195L219 192L214 191L215 188L217 189L216 184L213 183L214 184L213 186H212V184H209L211 186H209L207 184L208 187H211L212 188V189L210 188L211 190L207 186H206V188L204 187L206 184L205 185H204V183H202ZM183 185H186V183L183 184ZM9 186H12V188H13V191L10 194L9 198L6 199V200L5 199H1L4 196H6V194L8 193ZM115 186H116V184H115ZM172 186H170V187L172 188ZM139 187H137V188H139ZM153 187H155V186H153ZM176 187L181 188L180 185L179 186H176ZM188 187L191 189V187L189 185H188ZM188 187H186V188H188ZM213 187H215V188L213 189ZM171 188H169L170 189V192H172L174 190V188H173V190H171ZM178 189H176V190H178ZM153 190H152L153 193H155L156 192V188H153ZM181 190L183 191L182 188H181ZM194 190H195V186H194ZM70 191L71 192L72 191L74 192V195H75V196L73 195L74 197H72V196L69 197L72 194ZM138 191H136V189H135V192H138ZM203 191H205V192H203ZM211 191H214V192H211ZM68 192H70L71 194H69V196L66 197L67 199L65 198L66 201L65 200L62 201L64 199V198H62L63 195H66L67 196ZM114 192H116V193L114 194ZM148 192L151 194V196H150L149 193H147V194L145 193L146 195L144 194L147 197L150 196V198L147 199V203H146V200H143L146 203V204L144 203L145 205H143V201H141L142 202V205H140L141 202L139 200L138 201L140 202V204H139V202H137L138 203L137 209H138V207H141L142 206L141 209H138V210H140L139 211V213H140L139 216L140 215H143L144 216V214H141L142 211H143L142 213H145V212L146 213L147 212L150 213L152 209H154V210H152V212L157 210L156 206L159 207L161 205L160 208H159L161 210H162V208H164L166 206V205L165 206L163 205V207H162V204H164V200H165L164 198H166V197H161L160 195L163 194V196H165L169 191H167V193H161V194L159 192L158 195L161 198L159 196H156L155 195L156 193L153 194L151 192V190L148 191ZM157 192H158V189H157ZM170 192H169L170 195L173 194V192L172 193H170ZM206 192H207L208 195L206 194ZM63 193H65V194H63ZM103 193H104V195H103ZM117 193H120L123 196L124 199L126 198L125 200H123V202L124 201H127V202H129V205L125 207V202H124V204H121V203L120 204H117L116 203L115 205H113L114 207L111 208V209L109 207L108 208L109 210L106 209L107 211H109V215L112 212H114V211H115L114 212L115 214H114V216L112 214L111 217H110L108 215V212L105 211L107 213V215L109 216V218H108L107 215L106 214L104 215V213L101 211L100 206H102L104 202H105V204H104L105 205L104 206V210L106 208V205H108V206L111 205L112 206L113 203L117 202L115 199L121 197ZM174 193H177V192L174 191ZM187 193H188V191H187ZM214 193H216V194H214ZM108 194H109V197H108ZM133 194H134V197H135V194L136 193H133ZM152 194L156 198L157 197H159V198H157L156 201H149L151 199V197L153 196ZM175 195L176 194H174L173 197H176ZM184 195H186V194H184ZM143 196L141 198H143ZM145 196H144V199L147 198V197L145 198ZM104 197H105L106 200L103 199ZM106 197H108V198H106ZM110 197H112V198H110ZM136 197L134 198V200L136 199ZM167 197L168 198H171L169 195ZM177 197H179V195ZM121 199H122V197H121ZM161 199H164V200L162 201ZM171 199L170 200L169 199L167 200V198H166V200L168 201V203H169V201H171L169 204L173 203V201ZM176 199H178V198H176ZM18 200H25L22 203V205H23L22 207L23 208H21L20 211H16V210L15 211H9L8 208H7L8 204H14L16 201L18 202ZM103 200H105V201L103 202ZM107 200H108V202H107ZM110 200H114V201H111L112 204H110L111 203ZM157 200H158V202H157ZM160 200L162 202H160ZM118 202H120V201H118ZM106 203H108V204H106ZM169 204L167 206H169ZM44 205H45V207H47V206L50 207L55 213H57L59 215V216L57 215L58 216V219H55V217H56L55 215H54L55 217H51V216L45 217L44 216L45 218L44 217L32 218V217H29L28 216V214H30V212L34 208L41 207V206H44ZM133 205H135V204H133ZM169 207H171V206H169ZM94 208L97 209V210L99 208L100 209V213L96 212L97 211L96 210L95 211L96 213L93 214L92 212H93V209ZM133 209H136V207L133 206ZM137 209L135 210V214L138 213V210ZM168 209H170V208H168ZM110 210H112V212ZM128 210H129V207L127 209V212H128ZM181 210H182V207H181V209H179V211H181ZM132 211L133 210H131V211L129 210V212H131V213H132ZM157 211H156V213H157ZM185 212H183V213H185ZM146 213H145V215H147ZM171 213H169V214H171ZM173 213H176V212H173ZM183 213H180L179 215H181ZM91 214H92V216H91ZM125 214H126V212H125ZM135 214L132 213L131 215H133L134 217L136 215H138V214H136V215ZM131 215H130V217H131ZM60 216H63V218L61 219ZM139 216H136V217H139ZM160 216L161 215H159V218H157V219L155 218L154 221L156 222L157 220H160L161 219ZM134 217H132L130 219L133 220ZM164 217H165V215H164ZM125 219H126V216H125L124 220ZM127 219H128V221L127 220L126 221L129 223V220H130L129 217ZM145 219H147V218H145ZM163 219L164 218H162L161 220L163 221ZM165 219L166 220L168 219L167 218V215H166V218ZM122 220H123V218H122ZM116 221L118 223H116ZM133 221H136V220H133ZM142 221H144V220H142ZM145 221H146L145 224H147V228H148V225H150L153 220L151 222L148 219L145 220ZM148 221H149L150 224L148 223ZM162 221H161L160 225L163 222L166 223L165 220L163 222ZM113 222L116 223V224H114ZM139 222H141V221H138V223ZM125 223L126 222H124L122 225L125 226L127 224V223L126 224ZM131 223H132V221H131ZM167 223H168V220H167ZM167 223H166V225H167ZM145 224H144V226H145ZM154 224L155 223H153V225ZM86 225H88V226H86ZM111 225H112V227H111ZM131 225L129 223L126 226H129V228H130ZM144 226L141 227L144 230V231L141 230L143 234L140 233L141 236H139V234H138L137 237H136V238H138L136 241H138V240L140 241V242L138 241L137 244L138 243H142V241L144 239L147 240V242H148V239L150 238V236L149 237L145 236V238H144V236L142 237V235H145V234L147 235V233L144 234V232H146ZM154 226L156 227V229L158 231L154 228ZM154 226H153V228H151V226L149 227V229L150 228L153 229L152 232H151V234L154 233L153 232L154 230H155V233L156 232H160L159 230L161 228L163 230L162 225H161V227L159 226L160 229L158 228V225L157 224H155ZM177 226L178 225L176 224L175 227L177 228ZM179 226H180V224H179ZM137 227H138V225H137ZM147 228H146V230H147ZM179 228L180 227L177 228L178 229L177 230L178 234H179V231H180ZM133 230L135 231L136 228H134ZM139 230H138V232H139ZM177 232H175V234ZM135 233H136V231H135ZM122 235H125V234H122ZM179 235L176 236V237H178V238L183 237V236L180 237ZM73 236L74 235H72V237L71 236L70 237L72 239H76V238L79 239V235H78V237L77 236H74L75 238H73ZM106 236L108 237L107 239H106ZM153 236H155V235H153ZM185 236H187V238L186 237L184 238L186 240L185 241H184V239L181 240V241H184L183 242L184 244H186L189 241H191V240H188V239H190L189 238L190 237L189 235H185ZM156 237H157V235H156ZM174 237L175 236H174V233H173L172 235H169V239L170 240L167 238L169 240V242L171 241V243L169 244L168 249H167L168 243H167V245L165 244L166 243V240L165 241H162L163 244L166 245L165 246V249L166 250H169V248H170L169 251L170 252L172 251V253H173V250H171V247L170 246H172V242H173L172 239H176ZM119 238H117V239H119ZM126 238H127V236H126ZM139 238H142L143 240H140ZM178 238L176 239L177 241H179ZM129 239H130V237H129ZM134 239L133 240H130L131 241L130 243H132V244L133 243H136V242H132V241H134ZM8 240H13V238L12 237H9ZM114 240L112 242L113 244L115 242H118L119 243V244L118 243L115 244L117 247H119L118 245H120L121 243H123V241L121 240V238L119 239L120 241H117V240L114 241ZM192 240H193V238H192ZM89 241H92V240H89ZM160 242L161 241H159L158 245L161 244ZM130 243H129V245H130ZM97 244H100V242L97 243ZM113 244L111 246L108 244V246H110V247H108L107 245L104 244V246H107V248H104V246L102 245L103 248H104V249L102 248V250H104L103 252H100L101 251L100 250L101 248H100V246H98L99 247L98 248L99 252L102 253V254H100V256L99 255H96V254L99 253V252L96 251L97 249L94 252H91L92 253L91 254L89 251H91L93 249L87 251L84 248L85 250H82V251H86V253L87 252L88 253L87 254L85 253L86 255H84V257L87 256L86 258H83L81 256L83 258L82 260L83 261L90 260L91 262L93 261L94 263L95 262H102V264H105V263L109 262V260H107V258L113 257L114 253L117 252V251L114 252L115 251L114 248L117 249V247L115 245H113ZM143 244L144 243H142L141 245H143ZM152 244H154V243H152ZM179 244H182V242H180L178 244H174V245H176L175 248H177V246L179 247ZM121 245H125V244H121ZM129 245H127V246L129 247ZM95 246L96 245H94V247ZM113 246H115V247L113 248ZM127 246H124V247L128 248ZM161 246H159V247H161ZM181 246H183V245H181ZM135 247H137V246L135 245ZM150 247H152V245ZM156 247L157 248H155V249H157L156 251H157V254H158V252H159L158 249H160V248H158V246H156ZM162 247H164V246H162ZM87 248L90 249L89 247H87ZM109 248H110V250H108ZM122 248H123V246L120 247L119 249H122ZM152 248H154V247H152ZM155 249H153V250H155ZM183 249H184V247H183ZM140 250L143 251V247H142V249L141 248L138 249V251L136 250L137 253H140L141 252ZM144 250L146 251V249H144ZM166 250H164V251H166ZM63 251H65V250H63ZM67 251L69 252L68 249L65 252H67ZM70 251H72V250H70ZM77 251H75V252H77ZM119 251H121V250H119ZM122 251H123V249H122ZM133 251H135V250L131 249V252H132L131 254H133ZM156 251L155 252L152 251V252L153 253H156ZM164 251H162V254H163ZM169 251H167L169 253V255L167 254L168 256H165L166 255L165 254L164 256L168 260H170V259H173L174 260V258L177 256V254H176L177 251H176V253L174 252L175 255H173V256L170 255V252ZM181 251H183V250H181ZM188 251H190V250H188ZM65 252H62V254L64 253V256L65 255L66 256L70 255V253L67 255L68 252L67 253H65ZM124 252H125V250H124ZM148 252H146L147 254L145 253L147 257L145 256V254H143L147 259L150 258V257L148 258V255L149 256L152 255V254H150L151 253L150 250ZM167 252H165V253H167ZM82 254H84V252ZM185 254H187V253H185ZM185 254H184L183 258L185 257ZM120 256H119V258H116V256H114L115 258H113V259L120 260L121 258H123L124 254H123V256L121 258H120ZM127 256H129V254ZM131 256L133 257L134 255H131ZM186 256H188V254ZM68 257H70V256H68ZM154 257H156V256L154 255ZM154 257H152L151 259L155 260ZM168 257H170V258H168ZM190 257H192V255ZM190 257H189V259H191ZM193 257H195L194 254H193ZM25 258H27V259L25 260ZM51 258H53V257H51ZM179 258H182V257L179 255V257L177 256V258H175V260L178 262V261H180ZM186 258H184V259H186ZM69 259H71V257ZM97 259H99V261ZM128 259L130 260V258H128ZM151 259H149V261H151ZM66 260H68V259L66 258ZM66 260H65V262H66ZM82 260H80V261H82ZM129 260H127V261H129ZM132 260L133 259H131V261ZM139 260H143V263H144L145 262L144 260H146V259L140 257ZM196 260H197V258H196ZM31 261H32V263H30ZM72 261H74V260H72ZM149 261H148V264H150ZM163 261H164V259H163ZM163 261H161V262H163ZM176 261L175 262L173 261L174 263L173 262L172 263L173 264H176L177 263ZM185 261H187V259ZM185 261L183 263H185ZM189 261H188V263H189ZM110 262L114 263L113 261H110ZM140 262L141 261H139V263ZM155 262L158 263L160 261L158 259H156ZM155 262H152V263L156 264ZM161 262L159 264H161ZM181 262L182 261H180V263ZM125 263L126 262H124L123 264H125ZM146 263L147 262H145V264ZM61 264H62V261H61ZM95 264H97V263H95ZM128 264H129V262H128ZM260 264H262V263H260Z\"/></svg>",
    "mask_w": 264,
    "mask_h": 264
},
{
    "label": "built area",
    "instance_id": "2783aa9c",
    "mask_svg": "<svg viewBox=\"0 0 264 264\" xmlns=\"http://www.w3.org/2000/svg\"><path fill=\"white\" fill-rule=\"evenodd\" d=\"M253 18H259V14L258 12H254L253 15H252ZM209 233H212L211 231Z\"/></svg>",
    "mask_w": 264,
    "mask_h": 264
}]
</instances>
